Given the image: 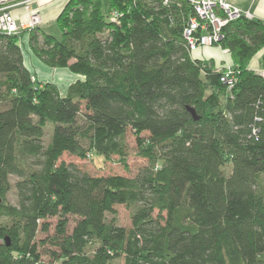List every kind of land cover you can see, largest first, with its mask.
<instances>
[{"label": "trees", "instance_id": "16d2710c", "mask_svg": "<svg viewBox=\"0 0 264 264\" xmlns=\"http://www.w3.org/2000/svg\"><path fill=\"white\" fill-rule=\"evenodd\" d=\"M108 9L120 16L107 19L101 0H68L59 39L39 27L0 34V264H40L42 246L59 264H264V79L249 68L262 51L264 70V25L240 17L221 29L229 88L185 45L187 0ZM24 36L44 66L80 77L65 94L30 81ZM128 130L147 161L133 177L60 160L95 154L127 168Z\"/></svg>", "mask_w": 264, "mask_h": 264}, {"label": "rangeland", "instance_id": "374dc122", "mask_svg": "<svg viewBox=\"0 0 264 264\" xmlns=\"http://www.w3.org/2000/svg\"><path fill=\"white\" fill-rule=\"evenodd\" d=\"M101 12L103 15L107 16V19L110 20L108 0H101ZM40 28L45 34L51 35L57 39L60 38V33L57 29L55 21H51L47 23L46 25L41 26ZM18 35H21V33H19ZM26 42H27V38H26ZM26 42L22 40V38H20L21 47H23V49L21 50H24L25 52L27 49ZM262 54L263 52L260 51L257 54H255L253 58L250 60L249 67L251 69L257 70L259 68V60ZM192 56L195 59H201V60H208L210 58V59H213L218 64L220 63L219 62L220 60H225V61L227 60V63H229L228 56L223 55L220 48L215 45L198 47L195 51L192 52ZM46 68H47V71H44V72L41 71L42 73H38V71L36 70V74L34 73L31 74V76H29L30 81L33 82L36 80L37 82L42 83V84L45 82L53 83L58 87V89L60 90L62 94H65L68 84H71L70 83L71 80H66V78L60 75L54 74L56 70L54 68H48V67ZM226 86L228 85L226 84ZM51 131H52L51 124L46 125L44 128V136H43L44 144L49 143ZM126 144H127V152H128V157L126 161L127 168H124L123 165L119 164L115 160L114 157L111 160H104L101 156H98L95 154H91L85 160H79L65 153L62 155L60 160L65 163H73L77 165L79 168H81L82 170L86 171L87 173L93 176L117 174V175H123L126 177H133L140 168L144 167L147 164V161L143 158L137 157L135 153L136 144L134 140V135L130 130L126 132ZM10 179H11V182H14L15 180L14 177H11ZM114 209L116 211L117 224L119 226L129 228L130 227L129 210L124 205H115ZM47 222L49 224L48 235H51L53 233L54 226L56 224V218H49ZM72 226H73V219L70 218L69 226L67 228L68 233L70 232ZM44 238H45V234L39 232L36 236V241L43 240ZM46 247L47 246L39 247V250L42 253L40 264H59L58 261L53 262L49 259V257L43 254V251Z\"/></svg>", "mask_w": 264, "mask_h": 264}, {"label": "built area", "instance_id": "2783aa9c", "mask_svg": "<svg viewBox=\"0 0 264 264\" xmlns=\"http://www.w3.org/2000/svg\"><path fill=\"white\" fill-rule=\"evenodd\" d=\"M187 2L192 8L194 16L187 21L182 31V37L190 52L202 46L215 45L219 47L218 43L222 39L221 29L227 23L240 17L250 19L248 12L226 0H187ZM28 4L29 2L26 0H0V34L18 35L41 25L40 16L35 12H29L27 20L24 22H16L12 17L11 9L24 6L25 10H29ZM109 16L116 20L120 15L112 12ZM220 50L223 54H228L226 49L220 48ZM215 67L216 71L223 70L220 81L230 88L234 83L231 65L225 63L223 66L217 64ZM257 73L264 79V70H259Z\"/></svg>", "mask_w": 264, "mask_h": 264}, {"label": "crops", "instance_id": "0c3cea01", "mask_svg": "<svg viewBox=\"0 0 264 264\" xmlns=\"http://www.w3.org/2000/svg\"><path fill=\"white\" fill-rule=\"evenodd\" d=\"M26 1L29 2L28 4L29 10H25L24 6L15 7L10 11L12 17L15 19L16 22H24L27 20L29 12H35L40 16L41 19V25L39 26L40 28L41 26L46 25L51 21H55L68 0H26ZM226 1L229 2L230 4L238 6L243 11L248 12L250 14V20L260 21L264 25V0H226ZM22 40L26 42V36H24ZM21 49H23V47H21ZM22 54H23V65L31 74L33 73L36 74V70L38 71V73L47 71V68L43 66L36 58H34L29 53L28 49H26V52L22 50ZM223 55L228 56V54H223ZM219 62H223L225 64L227 63V60L226 61L220 60ZM259 70L260 68L254 71L258 72ZM54 74L60 75L66 78V80H71L70 83H73L75 80L80 79V77L69 73L66 69H56Z\"/></svg>", "mask_w": 264, "mask_h": 264}, {"label": "water", "instance_id": "95a60500", "mask_svg": "<svg viewBox=\"0 0 264 264\" xmlns=\"http://www.w3.org/2000/svg\"><path fill=\"white\" fill-rule=\"evenodd\" d=\"M187 109H188V111L191 113L192 117H193L194 119H196V116H195L193 110H192L191 108H187ZM8 244H9V243L7 242L6 245H8Z\"/></svg>", "mask_w": 264, "mask_h": 264}]
</instances>
